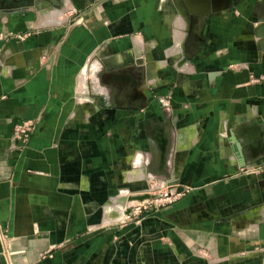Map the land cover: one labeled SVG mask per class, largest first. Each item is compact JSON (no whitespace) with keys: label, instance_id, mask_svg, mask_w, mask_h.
I'll use <instances>...</instances> for the list:
<instances>
[{"label":"crops","instance_id":"0c3cea01","mask_svg":"<svg viewBox=\"0 0 264 264\" xmlns=\"http://www.w3.org/2000/svg\"><path fill=\"white\" fill-rule=\"evenodd\" d=\"M64 3L0 2V264H264V0ZM147 173L192 189L151 250L106 211Z\"/></svg>","mask_w":264,"mask_h":264},{"label":"rangeland","instance_id":"374dc122","mask_svg":"<svg viewBox=\"0 0 264 264\" xmlns=\"http://www.w3.org/2000/svg\"><path fill=\"white\" fill-rule=\"evenodd\" d=\"M45 1H48L53 8L65 7L64 0H58L59 5L49 0ZM6 3H11V0ZM260 77L254 82H257L258 79L262 81ZM144 159V164L149 162L148 156H144ZM191 190L190 187L173 188V184H167L159 176L147 173L144 177V187L124 188L113 197L110 207L107 206L106 210L113 221L108 224V227L116 232L127 231V244L131 247L151 250L154 248V242L150 238L154 227L146 228L142 221L157 211L165 212L166 215L170 214L171 206L184 199ZM130 235H132L131 238H128ZM151 256L153 255L146 252L143 255H140L138 250L136 252L137 259L139 260L141 257L143 264H155V260H149L154 258Z\"/></svg>","mask_w":264,"mask_h":264},{"label":"built area","instance_id":"2783aa9c","mask_svg":"<svg viewBox=\"0 0 264 264\" xmlns=\"http://www.w3.org/2000/svg\"><path fill=\"white\" fill-rule=\"evenodd\" d=\"M261 80L264 76L260 77ZM260 80L258 79L257 82ZM34 123L32 121H23L16 123L13 127V138L21 147L29 140L32 132L34 131Z\"/></svg>","mask_w":264,"mask_h":264},{"label":"water","instance_id":"95a60500","mask_svg":"<svg viewBox=\"0 0 264 264\" xmlns=\"http://www.w3.org/2000/svg\"><path fill=\"white\" fill-rule=\"evenodd\" d=\"M15 1H18V2H21V1H36V0H15ZM53 3H55L56 5H59V1L58 0H49ZM208 3H210V1H213V3H216L217 0H206ZM226 2H230L233 4V0H226Z\"/></svg>","mask_w":264,"mask_h":264},{"label":"bare ground","instance_id":"6f19581e","mask_svg":"<svg viewBox=\"0 0 264 264\" xmlns=\"http://www.w3.org/2000/svg\"><path fill=\"white\" fill-rule=\"evenodd\" d=\"M179 47H180V52H182V51H181V42H180V44H179ZM180 52H179V53H180ZM124 198H125V197H124Z\"/></svg>","mask_w":264,"mask_h":264},{"label":"flooded vegetation","instance_id":"af4514ba","mask_svg":"<svg viewBox=\"0 0 264 264\" xmlns=\"http://www.w3.org/2000/svg\"><path fill=\"white\" fill-rule=\"evenodd\" d=\"M5 1L7 2L8 0H4V1H3V0H1L0 2H1V3H3V2H5Z\"/></svg>","mask_w":264,"mask_h":264}]
</instances>
